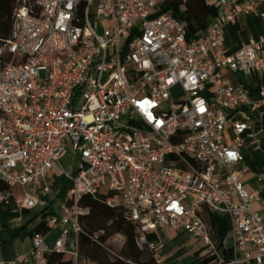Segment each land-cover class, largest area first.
I'll return each mask as SVG.
<instances>
[{"label": "built area", "instance_id": "1", "mask_svg": "<svg viewBox=\"0 0 264 264\" xmlns=\"http://www.w3.org/2000/svg\"><path fill=\"white\" fill-rule=\"evenodd\" d=\"M165 1L22 0L15 7L0 47V55L9 53L0 68V179L7 184L0 208L19 187L20 210L48 207L47 228L66 227L53 247L35 232L25 263L45 264L53 249L66 253L72 230L71 255L82 264L81 217L90 209L79 202L115 191L136 225L137 244L158 264H166L164 245L149 236L166 228L202 241L217 255L211 264H264V172L259 186L247 189L241 151L260 139L250 133L252 115L239 109L264 108V87L252 97L223 72L264 70V34L232 53L224 46L225 27L241 15L264 19V0H207L217 15L192 39ZM235 109L241 119L227 142ZM69 147L68 198L58 209L49 200L50 171ZM209 213L231 216L233 258L219 254Z\"/></svg>", "mask_w": 264, "mask_h": 264}, {"label": "crops", "instance_id": "2", "mask_svg": "<svg viewBox=\"0 0 264 264\" xmlns=\"http://www.w3.org/2000/svg\"><path fill=\"white\" fill-rule=\"evenodd\" d=\"M261 11H264V3L260 5ZM264 34V19L258 13H251L241 15L240 18L225 27L224 46L228 53L235 52L243 44L249 42L251 39H258ZM224 74L231 81L233 85L244 86L251 94L252 97H257L261 87H264V70L253 72L250 75H244L240 72H232L225 69ZM239 109L248 111L252 115L250 133L254 134L256 138L260 139L259 147L253 140L249 139L246 144L241 147L244 156V164L247 166V173L244 176L246 188L254 190L259 186V175L264 172V108L260 110H252L249 105L241 106ZM239 109H235L231 113V118L226 124V141L230 142L233 136L232 122L241 119ZM53 170V169H52ZM52 170L50 171V179L53 181V187L50 193V199L54 205V201L59 195H62V203L68 198V180L62 174L57 179H52ZM21 188L16 187L13 189V195L8 202H3L0 208V264H31L25 263L21 260L22 255L29 253L32 247V236L34 227L42 220L38 221L36 215L38 211L36 208L20 210L16 203V197L21 194ZM264 196V191L262 192ZM55 206V205H54ZM254 208L261 210L260 204L255 203ZM42 208L40 209V211ZM263 216H264V212ZM222 221L219 225V233L222 236V242L226 250L227 258L231 259L235 256L234 242L233 245H228V236L233 241L231 231V216L227 213H220ZM209 216V215H208ZM60 231L56 238H50L49 232L45 234L46 241L53 247L54 242L61 236L66 229L65 226H58ZM75 237L70 233L67 235V245L70 241L76 242ZM156 240L163 243V256L176 254L179 250H183L186 257L195 259L201 254L208 252V248L202 245L199 249L195 247L193 240H197L185 233H179L171 229H162L156 234ZM190 245L188 248L187 245ZM182 254V255H183ZM181 255V254H180ZM177 258H172L168 264H176ZM240 264H255L252 259L249 263L241 262Z\"/></svg>", "mask_w": 264, "mask_h": 264}, {"label": "trees", "instance_id": "3", "mask_svg": "<svg viewBox=\"0 0 264 264\" xmlns=\"http://www.w3.org/2000/svg\"><path fill=\"white\" fill-rule=\"evenodd\" d=\"M34 1V0H30ZM22 0H0V44L10 37L14 9ZM166 11L184 21L187 25L188 38L200 37L218 12V6L208 3L207 0H167L162 4ZM1 47V46H0ZM8 59H9V53ZM7 60L4 54L0 55V62ZM7 188V184L0 179V191ZM69 189V183H68ZM50 203L52 200L49 198ZM115 202H112V201ZM80 205L89 207L90 212L81 217L83 233L79 235V259L82 264H158L152 252L146 247L137 244L136 225L126 216L125 208L118 200V193H88L82 196ZM53 204V203H52ZM47 208L42 209L36 215L42 216V220L34 227L35 232L48 233L45 217ZM209 219L217 237L215 244L219 254L227 258L226 250L219 233V224L222 215L209 213ZM114 234H121L124 243L120 251H115L108 244V240ZM150 239H156L151 234ZM217 255L199 256L185 264H211ZM45 264H76L74 257H66L63 251L53 249L46 254Z\"/></svg>", "mask_w": 264, "mask_h": 264}, {"label": "rangeland", "instance_id": "4", "mask_svg": "<svg viewBox=\"0 0 264 264\" xmlns=\"http://www.w3.org/2000/svg\"><path fill=\"white\" fill-rule=\"evenodd\" d=\"M17 2H18V0H17ZM32 2V1H31ZM0 46H1V44H0ZM7 50L6 49H4L3 50V54H4V56L6 57V59H8V54H7V52H6ZM3 66V63L2 62H0V68ZM175 94L176 95H182V91H181V89L179 88V87H176L175 88ZM69 152L61 159V161L59 162V163H56L55 165H54V167H53V170H52V179H57L58 177H60V176H62V174H63V168L64 169H67L69 166H70V164H71V160H72V157H73V152H72V149H71V147H69V150H68ZM62 199H63V197H62V195H59L57 198H56V200L54 201V205H55V207L56 208H58V209H60L61 208V205H62ZM40 209H41V207H37L36 208V211H40ZM42 219V216L41 215H38V217H37V220L38 221H40ZM206 221H207V223H208V226H209V228H210V233H211V236H212V239H213V242H214V244H216L217 243V237H216V235H215V233H214V230H213V228H212V226H211V223H210V219H209V217H208V215L206 216ZM219 226H222V225H219ZM59 231H60V229H59V227H55L54 229H52L50 232H49V234H48V236L50 237V238H56V236L58 235V233H59ZM69 233L71 234V236L72 237H75V235H74V232L72 231V230H70L69 231ZM228 238H229V240H228V245L230 246V248H231V246L233 245V241H232V239H231V237H229L228 236ZM194 241V243H196L195 244V247L197 248V249H199L200 247H201V244L202 245H204L203 244V242L202 241H200L199 239H197L196 241L195 240H193ZM48 243V242H47ZM123 243H124V237H123V235H121V234H114V235H112L111 237H110V239L108 240V244L110 245V247L112 248V249H114L115 251H120V249H121V247L123 246ZM201 243V244H200ZM190 245L191 244H189V245H187V247L189 248L190 247ZM75 249V240L73 241V243L70 241V243H69V245H68V248H67V250H66V253H65V255H66V257H71L72 255V252H73V250ZM209 250V249H208ZM183 252V250H179L176 254H172L171 256L170 255H165V263L166 264H168L169 263V261L172 259V258H177L178 260L176 261V264H185V263H188V262H190L191 260H193L192 259V257H186V255H185V253H186V251H185V253L183 254L182 253ZM181 254V255H180ZM183 254V255H182ZM210 254V252L208 251V252H205V254H201L200 256H207V255H209ZM88 264H92V263H88Z\"/></svg>", "mask_w": 264, "mask_h": 264}]
</instances>
